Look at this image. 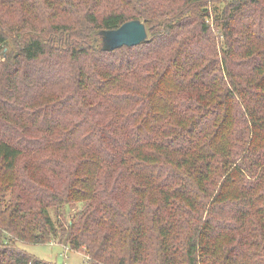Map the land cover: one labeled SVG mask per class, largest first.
Instances as JSON below:
<instances>
[{
  "label": "trees",
  "instance_id": "1",
  "mask_svg": "<svg viewBox=\"0 0 264 264\" xmlns=\"http://www.w3.org/2000/svg\"><path fill=\"white\" fill-rule=\"evenodd\" d=\"M134 20L147 41L103 49ZM52 241L264 264V0H0V264Z\"/></svg>",
  "mask_w": 264,
  "mask_h": 264
},
{
  "label": "rangeland",
  "instance_id": "2",
  "mask_svg": "<svg viewBox=\"0 0 264 264\" xmlns=\"http://www.w3.org/2000/svg\"><path fill=\"white\" fill-rule=\"evenodd\" d=\"M218 8L217 12L222 8L221 5H217L216 9ZM83 208L82 204H73L67 207V219H72L75 217L78 211ZM20 247L27 252L38 256L39 258L46 260L50 263L56 264H87V258L85 255L69 250L65 246H60L55 241H52L46 245H26L21 244Z\"/></svg>",
  "mask_w": 264,
  "mask_h": 264
},
{
  "label": "water",
  "instance_id": "3",
  "mask_svg": "<svg viewBox=\"0 0 264 264\" xmlns=\"http://www.w3.org/2000/svg\"><path fill=\"white\" fill-rule=\"evenodd\" d=\"M102 47L107 51H114L122 47H135L147 41L146 26L139 20L125 23L115 30L101 31Z\"/></svg>",
  "mask_w": 264,
  "mask_h": 264
},
{
  "label": "built area",
  "instance_id": "4",
  "mask_svg": "<svg viewBox=\"0 0 264 264\" xmlns=\"http://www.w3.org/2000/svg\"><path fill=\"white\" fill-rule=\"evenodd\" d=\"M69 249V248H68Z\"/></svg>",
  "mask_w": 264,
  "mask_h": 264
}]
</instances>
